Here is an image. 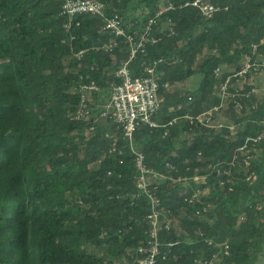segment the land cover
I'll return each mask as SVG.
<instances>
[{
    "label": "trees",
    "instance_id": "trees-1",
    "mask_svg": "<svg viewBox=\"0 0 264 264\" xmlns=\"http://www.w3.org/2000/svg\"><path fill=\"white\" fill-rule=\"evenodd\" d=\"M98 1L127 32L150 26L128 67L137 77L153 67L159 125L139 124L131 145L100 115L130 56L102 17H69L63 0H0V264H138L150 203L138 193L131 146L161 175L149 185L168 221L160 264H256L264 139L247 138L264 129V89L248 81L261 69L236 73L264 56V0H210L218 9L209 18L187 0ZM90 80L98 90L75 118V87ZM214 107L221 127L198 122Z\"/></svg>",
    "mask_w": 264,
    "mask_h": 264
},
{
    "label": "built area",
    "instance_id": "built-area-1",
    "mask_svg": "<svg viewBox=\"0 0 264 264\" xmlns=\"http://www.w3.org/2000/svg\"><path fill=\"white\" fill-rule=\"evenodd\" d=\"M184 5H191L197 8L205 18L211 17L218 9L210 0H187L184 2ZM161 12L162 9L158 10L155 17L159 16ZM62 13L69 17L84 13L98 15L102 17L104 21V28L110 30L115 36L124 37L130 43V56L116 71V76L120 79V82L112 86L109 100L104 105L100 115H110L117 126L122 128L125 138L132 145L133 133L139 124H146L151 127L159 125L154 118L159 109V84L153 77V67L148 66L146 68L148 75L143 77L133 76L128 67V63L130 59L134 57L137 49L150 39L147 33L150 26L148 25L145 27L144 34H139L137 31L127 32L119 16L117 14L107 15L105 13V5L98 0H63ZM151 21L152 19H150L149 22ZM151 39L154 40L153 38ZM262 43H264V40H262ZM159 61L160 60H158V62ZM259 69H261V71L264 70V56H261V58L248 57L245 60L243 68L236 74L241 76L249 70L257 71ZM215 71L218 74L219 69L216 68ZM226 82L221 83L219 86L221 93H225ZM164 87H168V84L165 83ZM75 90L80 97V102L75 112V118H78L87 114L86 101L90 93L97 91L98 87L93 80H90L89 82H79ZM252 91H255V89ZM216 110L217 107L206 110L198 115L196 119L206 126L221 127L223 125L221 121L213 120ZM174 121V119H171L168 121V124L170 125ZM229 128L233 129L231 125ZM261 139H264V129H262L256 137L247 138V140L252 141V143ZM131 148L135 155V166L138 173L136 177L138 193L145 195L150 203V209L147 215L148 232L144 243L137 248L140 257L136 260L138 264H160L161 258H159L160 242L158 232L162 225L165 228L168 227V221L162 224L160 220V201L150 192L149 185L157 179H160L161 175L153 172L146 166L142 152L135 150L133 146H131ZM226 248L227 245L224 246L225 253H227ZM213 258H217V255L213 254ZM204 263L212 264L207 261Z\"/></svg>",
    "mask_w": 264,
    "mask_h": 264
},
{
    "label": "rangeland",
    "instance_id": "rangeland-1",
    "mask_svg": "<svg viewBox=\"0 0 264 264\" xmlns=\"http://www.w3.org/2000/svg\"><path fill=\"white\" fill-rule=\"evenodd\" d=\"M133 13L135 15H137L138 13V10H137V7L134 8L133 10ZM201 76L196 74L194 75L189 81H187L184 85H180L181 89H184V88H192L194 87V83L197 84L198 81L200 80ZM249 82H254L256 84H259L261 85L260 88L264 89V71H261V72H258V73H254L252 75V77L250 79H248ZM226 111H225V107L222 106V111L221 113H219L217 115V118L219 120H223L224 117H226ZM204 180V177L203 176H196L194 178V181L196 183H200ZM256 264H264V245H262V248H261V252L258 254V258L256 260Z\"/></svg>",
    "mask_w": 264,
    "mask_h": 264
}]
</instances>
